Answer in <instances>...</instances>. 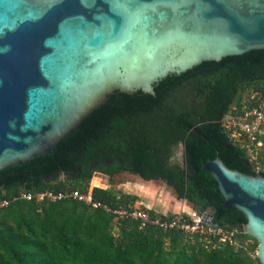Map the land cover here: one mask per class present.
<instances>
[{
	"label": "trees",
	"instance_id": "trees-1",
	"mask_svg": "<svg viewBox=\"0 0 264 264\" xmlns=\"http://www.w3.org/2000/svg\"><path fill=\"white\" fill-rule=\"evenodd\" d=\"M154 88V93L116 90L52 153L0 170V202L9 200L0 204V264H262L243 245L217 238L208 243L204 235L178 228L140 227L138 219L117 218L113 211L75 198L22 196L88 192L96 171L110 177L131 172L145 180H165L196 211L211 209L220 227L257 242L243 229L244 213L226 207L205 162L220 156L233 169L264 175L249 155L250 148L264 145V131L259 145L246 135L234 137L223 124L264 96V48L203 61L167 75ZM179 144L183 163L171 160ZM93 182L100 185L101 179L95 176ZM92 196L111 208L134 205L138 198L99 186ZM150 212L162 219L173 216Z\"/></svg>",
	"mask_w": 264,
	"mask_h": 264
},
{
	"label": "water",
	"instance_id": "water-1",
	"mask_svg": "<svg viewBox=\"0 0 264 264\" xmlns=\"http://www.w3.org/2000/svg\"><path fill=\"white\" fill-rule=\"evenodd\" d=\"M264 48V0H0V170L54 151L116 90ZM205 168L264 264V175ZM197 215L212 225L214 214Z\"/></svg>",
	"mask_w": 264,
	"mask_h": 264
},
{
	"label": "built area",
	"instance_id": "built-area-1",
	"mask_svg": "<svg viewBox=\"0 0 264 264\" xmlns=\"http://www.w3.org/2000/svg\"><path fill=\"white\" fill-rule=\"evenodd\" d=\"M223 124L233 130L232 135L234 137H241L246 135L252 142H257L259 145L262 141L259 139V134L264 131V96H262L259 102L251 109L246 110L242 115H230L226 117ZM96 186H98L96 184ZM95 186V187H96ZM90 188L88 192H81L80 190H71L65 192H54L44 191L37 195L33 193H23L22 196L27 199H32L35 196L38 199L43 200L48 198L50 200H59L63 198H75L82 201H86L93 207H104L108 211H113L117 218H134L140 220V227H146L148 225H159L165 229L178 228L189 233H199L201 235H209L218 239L219 242H230L235 243V231L225 229L223 227L215 226L205 222L202 217L198 216L197 213L193 214L191 220L186 218L187 215L192 216L186 210L179 215H174L169 219H162L160 216H154L151 214L150 209L141 208L137 205L120 206L117 208H111L108 204H103L100 201H95L92 196V190ZM1 205L9 203L8 199H4ZM187 212V213H184Z\"/></svg>",
	"mask_w": 264,
	"mask_h": 264
},
{
	"label": "rangeland",
	"instance_id": "rangeland-1",
	"mask_svg": "<svg viewBox=\"0 0 264 264\" xmlns=\"http://www.w3.org/2000/svg\"><path fill=\"white\" fill-rule=\"evenodd\" d=\"M264 143V141H263ZM249 155L256 165L258 171H264V145L258 146L256 148L249 149ZM171 160L173 162L183 163L184 161V146L179 144L172 155ZM97 176L101 179L99 187H112L113 189L119 190L121 192L133 193L138 196L135 205L141 208H147L154 210L158 213H163L166 215H179L183 213V210L192 213L190 217H193L194 213H197L194 209L192 203L179 199L173 189L165 180L163 179H152L145 180L140 175L131 173V172H122L110 177L105 173L96 171L93 174L90 188L95 187L96 184L93 182L94 177ZM65 175H61L60 179H64ZM1 204V203H0ZM207 212L213 213L211 209H208ZM187 213V212H184ZM118 226H115L114 231L117 233ZM215 237L204 235L203 240L208 243H212ZM195 239H193L194 241ZM235 243L236 247L245 246V248L253 253L258 254L259 241L253 238H237L235 232ZM255 248V249H254Z\"/></svg>",
	"mask_w": 264,
	"mask_h": 264
}]
</instances>
